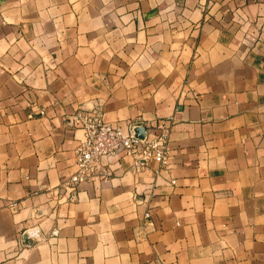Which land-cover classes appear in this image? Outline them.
<instances>
[{
	"label": "crops",
	"instance_id": "1",
	"mask_svg": "<svg viewBox=\"0 0 264 264\" xmlns=\"http://www.w3.org/2000/svg\"><path fill=\"white\" fill-rule=\"evenodd\" d=\"M92 107L167 163L67 185ZM0 264H264V0H0Z\"/></svg>",
	"mask_w": 264,
	"mask_h": 264
},
{
	"label": "built area",
	"instance_id": "2",
	"mask_svg": "<svg viewBox=\"0 0 264 264\" xmlns=\"http://www.w3.org/2000/svg\"><path fill=\"white\" fill-rule=\"evenodd\" d=\"M74 117L79 121L82 139L73 151L74 170L68 177L67 185L74 186L86 179L105 178L109 173L105 159L119 150L130 157L133 167L146 168L151 161L156 162L158 167L167 163V128L162 124L157 125V132H145V136L138 139L131 128L124 130L104 120L98 107L76 111Z\"/></svg>",
	"mask_w": 264,
	"mask_h": 264
},
{
	"label": "water",
	"instance_id": "3",
	"mask_svg": "<svg viewBox=\"0 0 264 264\" xmlns=\"http://www.w3.org/2000/svg\"><path fill=\"white\" fill-rule=\"evenodd\" d=\"M133 134L138 139H142L145 136V128L141 124H135L131 127ZM23 237H28L30 240H35V237H31L28 232H24Z\"/></svg>",
	"mask_w": 264,
	"mask_h": 264
}]
</instances>
